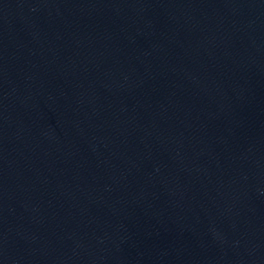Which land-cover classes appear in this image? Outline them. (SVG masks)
<instances>
[{
  "label": "water",
  "instance_id": "obj_1",
  "mask_svg": "<svg viewBox=\"0 0 264 264\" xmlns=\"http://www.w3.org/2000/svg\"><path fill=\"white\" fill-rule=\"evenodd\" d=\"M0 264H264V0H0Z\"/></svg>",
  "mask_w": 264,
  "mask_h": 264
}]
</instances>
